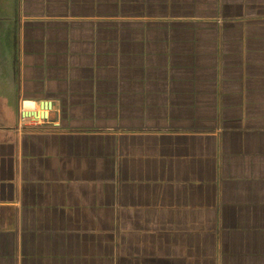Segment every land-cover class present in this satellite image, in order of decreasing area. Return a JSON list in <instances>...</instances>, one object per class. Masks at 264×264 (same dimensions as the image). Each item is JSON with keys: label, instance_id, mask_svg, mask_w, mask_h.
<instances>
[{"label": "crops", "instance_id": "crops-1", "mask_svg": "<svg viewBox=\"0 0 264 264\" xmlns=\"http://www.w3.org/2000/svg\"><path fill=\"white\" fill-rule=\"evenodd\" d=\"M0 264H264V0H0Z\"/></svg>", "mask_w": 264, "mask_h": 264}, {"label": "built area", "instance_id": "built-area-1", "mask_svg": "<svg viewBox=\"0 0 264 264\" xmlns=\"http://www.w3.org/2000/svg\"><path fill=\"white\" fill-rule=\"evenodd\" d=\"M51 100H22L19 103L18 120L21 129L46 127L54 130L60 126V115Z\"/></svg>", "mask_w": 264, "mask_h": 264}]
</instances>
